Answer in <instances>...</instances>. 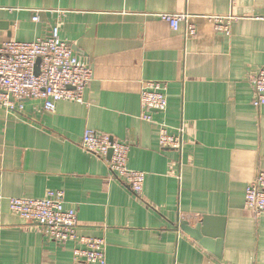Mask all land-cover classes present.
<instances>
[{
    "label": "crops",
    "instance_id": "1",
    "mask_svg": "<svg viewBox=\"0 0 264 264\" xmlns=\"http://www.w3.org/2000/svg\"><path fill=\"white\" fill-rule=\"evenodd\" d=\"M161 14H187L197 36ZM215 16L233 17L230 34L214 30ZM57 24L94 78L84 104L61 101L54 113L42 100L0 106V264H85L74 244L9 209L50 191L64 192L80 236L105 241L107 264H264V216L245 206L264 172V105L250 83L264 67V0H0V45L47 39ZM147 82L165 84L168 99L151 122ZM162 124L183 130L181 151L160 147ZM87 130L130 146L128 167L146 175L140 197L82 148ZM204 217L224 230L221 258L218 240L208 250L181 230Z\"/></svg>",
    "mask_w": 264,
    "mask_h": 264
},
{
    "label": "built area",
    "instance_id": "2",
    "mask_svg": "<svg viewBox=\"0 0 264 264\" xmlns=\"http://www.w3.org/2000/svg\"><path fill=\"white\" fill-rule=\"evenodd\" d=\"M159 18L170 24L174 31L186 24L185 36L194 38L197 29L190 24L187 14H161ZM35 22L39 16H34ZM216 32L230 34L233 17L210 18ZM39 74H37V65ZM94 78L93 69L73 52L69 42L61 36L60 24L54 26L47 39L34 42L9 41L0 45V106L16 110V103L25 100H42L43 109L54 113L57 103L70 101L85 103V92ZM256 108L264 105V67L250 77ZM13 99V101H12ZM168 107L166 85L147 82L141 92L142 119L151 122L152 111L164 112ZM22 109V105L19 106ZM184 145L183 130L172 135L164 124L160 129V147L181 151ZM82 148L107 161L111 178L128 186L140 197L144 191L146 175L128 167L130 146L114 141L106 134L87 130ZM112 152L110 158L109 154ZM10 211L23 223L44 230L46 236L57 244H74V257L85 264H107L103 239H93L78 234V217L75 210L66 207L63 191H50L44 198H11ZM245 206L257 216H264V172L248 186Z\"/></svg>",
    "mask_w": 264,
    "mask_h": 264
},
{
    "label": "water",
    "instance_id": "3",
    "mask_svg": "<svg viewBox=\"0 0 264 264\" xmlns=\"http://www.w3.org/2000/svg\"><path fill=\"white\" fill-rule=\"evenodd\" d=\"M39 64H40V60L38 61V65H37V74H39V69H38ZM111 156H112V152H110L109 154V157ZM215 220L216 219L214 218L204 217L202 221L196 224V226H191L188 222H183L181 225V230L186 235L191 237L196 242L200 243V245H202L208 250L213 251L214 249L213 238L218 240L216 245L218 246L217 249L219 252H216V256L221 258V251L224 240V230L222 228V230L214 234V231L212 229V224L216 222Z\"/></svg>",
    "mask_w": 264,
    "mask_h": 264
}]
</instances>
